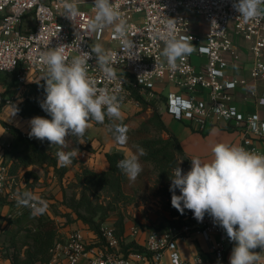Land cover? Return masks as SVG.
<instances>
[{"label":"built area","instance_id":"1","mask_svg":"<svg viewBox=\"0 0 264 264\" xmlns=\"http://www.w3.org/2000/svg\"><path fill=\"white\" fill-rule=\"evenodd\" d=\"M80 2L86 6L78 8L80 14L73 23L65 16V0H0V70L15 73L20 84L31 83L45 75L42 53L67 45L65 56L70 62L81 51L91 52L93 39L107 40L108 52L114 54L110 66L115 78L104 77L95 54L88 61L87 74L98 89L106 88L117 96L119 110L140 103L135 91L159 97L170 85L164 107L174 119L202 132L225 121L239 133V147L264 154L258 144L264 143V15L245 23L233 8L235 0H111L134 42L130 54L116 38L114 26L90 29L94 0ZM189 12L200 17L204 31L194 25ZM169 19L174 20L172 35L194 46L176 61L175 68L162 55ZM249 53L253 60L247 68L249 58L243 54ZM10 104L13 99L0 93V105ZM7 145L0 144V205L12 204L29 191L23 174L15 173L4 156ZM179 167L186 173L191 162L181 161ZM3 216L11 213H0V264H10L1 254L7 222ZM85 228L77 227L57 239L44 264H226L229 238L207 213L202 222L145 230L143 243L139 239L144 230L135 224L122 236L114 225H101L100 235ZM193 233L210 242L211 258L181 256L178 240ZM132 242L136 245L128 246ZM258 255L256 264H264V248H259Z\"/></svg>","mask_w":264,"mask_h":264},{"label":"clouds","instance_id":"2","mask_svg":"<svg viewBox=\"0 0 264 264\" xmlns=\"http://www.w3.org/2000/svg\"><path fill=\"white\" fill-rule=\"evenodd\" d=\"M264 0H235L233 8L239 17L247 23L264 15ZM94 19L91 30H102L114 26L116 38L123 44V50L131 51L135 45L128 38V26L121 14L113 7L111 0H94ZM66 17L73 23L80 14L76 0H65ZM168 35L162 55L171 68L176 61L192 51L193 45L172 35L174 20L167 21ZM67 45H59L41 54L46 66V97L41 108L51 119L36 116L30 121V137L41 141L47 139L52 145L66 146V137L70 134L83 137L89 127V121L103 123L105 117L119 118V102L116 95L106 88L98 89L95 81L87 74L88 61L93 58L100 66L106 79H114L115 72L110 66L114 55L95 44L91 52H80L70 62L65 56ZM126 128L117 127L114 136L117 142H126ZM139 156L146 155L145 150L137 146ZM76 150L57 153L58 163L67 166ZM210 162L199 158L191 159V168L186 173L178 166L170 176L171 205L183 214L185 209L193 212L194 218L202 222L207 213L215 224L222 227L235 246L229 257V264H256L259 255L254 249L264 248V154L251 152L243 147L217 143L212 148ZM130 181H135L142 171L139 157L118 162ZM179 190V195L176 190ZM26 192L18 197V206H30L32 215H43L48 208L47 202L39 200Z\"/></svg>","mask_w":264,"mask_h":264},{"label":"rangeland","instance_id":"3","mask_svg":"<svg viewBox=\"0 0 264 264\" xmlns=\"http://www.w3.org/2000/svg\"><path fill=\"white\" fill-rule=\"evenodd\" d=\"M78 8H83L86 4L76 0ZM192 18L195 17V13L189 12ZM195 21V20H194ZM104 43V44H102ZM100 44L105 51L111 47V44L104 40L102 42L95 39L92 40V46ZM252 60L247 62V68L252 65ZM21 84L16 78V74L8 71L0 70V93L2 97L15 98V93ZM172 87L167 85L162 91L164 95H167ZM147 98L155 97L152 94L146 96ZM160 97V95H159ZM4 106V105H3ZM4 107L0 106V117L9 124H13L25 132L31 131L30 121H25L23 125L13 119V116ZM2 110V111H1ZM142 110L141 103L139 104H127L120 111L119 118H112L107 123L95 124L94 121H89V127L86 130L83 137H77L75 135H68L66 137V146L61 147L58 145H52L47 139L41 141L38 140L44 147L58 152H72L76 150V155L71 157L72 162L66 167V172L62 175L54 170L52 167L44 169L42 167H34V171L40 176L36 187L28 192L32 193L36 201L44 200L47 202L48 208L44 213L55 219L60 229H75L81 226L82 220L78 217L77 211L85 213L90 216L92 211H95V220L100 221L104 219L101 225L108 224L114 225L117 230L121 227L128 228L131 224L139 226L143 230L147 229H161L166 228L167 225L173 223L174 220L179 219L180 216L175 215L176 210L171 205L170 176L173 170L181 164V161H189V158L183 156L182 153L176 151V157L178 159L177 165H161L154 161L145 158L146 155L139 156L137 146L142 147L146 154L147 150L142 146V141L149 138H157L161 133L146 120L149 115L139 114ZM16 114V112H13ZM19 117V120L22 118ZM46 119H51V116L46 113ZM10 119V120H8ZM180 121V120H178ZM182 122V121H181ZM117 127L126 128L127 140L121 144L116 141L114 132ZM193 137V141L190 143L192 149H199L203 146H213L219 143L216 136L218 131H211L208 134L197 132ZM166 136V133L163 134ZM34 138V137H33ZM121 150L124 152L127 158L137 155L139 157V163L142 166V171L135 179L130 181L126 176L123 181V188L125 196L119 197L115 192L111 191L108 187H95L87 185L81 180V167L101 172L107 168V159L104 155L106 151ZM193 155V154H192ZM76 159V162H73ZM212 159V158H211ZM32 180V177H30ZM28 189V188H27ZM176 194L179 195V190H176ZM18 205L12 209L11 205H0V213H15L18 216L24 215L23 211L27 209L17 210ZM17 216V217H18ZM36 216L27 214L21 219V223L26 226H31L35 223ZM20 225L14 224L10 230L2 235V248L4 249L11 243V237H14L17 245L24 250L27 246L26 242L28 238L25 236V230H19ZM64 236V232L61 233ZM24 257V256H22Z\"/></svg>","mask_w":264,"mask_h":264},{"label":"trees","instance_id":"4","mask_svg":"<svg viewBox=\"0 0 264 264\" xmlns=\"http://www.w3.org/2000/svg\"><path fill=\"white\" fill-rule=\"evenodd\" d=\"M45 86L46 81L42 79V77L31 83L21 84L13 100L16 112L24 118L32 119L36 116L45 118L47 116L46 112L40 106L46 97ZM134 94L139 98L142 105V110L139 114L144 115L147 113L149 117L146 121L152 124L157 131L161 133L157 138H146L142 141V146L147 150L145 158L161 165H177L178 159L176 157V151L183 153L180 141L177 136L169 130L162 118V108L165 106L167 97L161 94L160 97L155 95L153 98H147L136 91ZM0 106L3 107V105ZM110 120L111 119L106 116L104 123ZM92 121L98 124L95 120ZM2 123L17 139V143H14L12 146L11 144L5 146L4 156H8L11 168L15 173L23 174L28 190H33L40 178L33 169L35 166L44 169L52 167L60 173V175L66 172V167L61 168V164L58 163L56 151L44 147L38 140L30 137L29 132H25L6 121H2ZM164 133H166V136L163 135ZM104 155L108 161V167L101 172H97L83 166L81 167V180L87 185L108 187L119 197L123 198L125 196L123 181L126 178V174L117 167V164L127 157L121 150L106 151ZM73 162H76V159H73ZM30 177H32V180H30ZM9 205L14 209L17 206V201ZM20 209H27L23 211L24 215L18 216L15 213H11L10 217L3 216L4 219H7L3 234L10 230L14 224H18V226L20 225V227H18L19 230L24 228L23 230L26 232L25 236L28 238L26 242L27 246L22 250L17 245L14 237H11V243L4 249L2 248L1 254L13 264H44L50 258V250L55 241L61 238L59 231L60 227L54 218L46 214L36 216L35 223L31 226L23 225L21 219L27 214H30L32 209L30 206H18L17 210ZM77 214L85 227L93 230L97 235H100V227L104 219L96 221L94 217L95 211H92L90 216L80 211H77ZM174 214L180 217L174 220L172 224L192 221L191 210L185 209L183 214L175 210ZM170 225H167V227ZM124 230V227H121L117 230V234L122 236ZM135 245L136 244L132 242L129 243L128 246ZM140 249H142L141 246Z\"/></svg>","mask_w":264,"mask_h":264},{"label":"crops","instance_id":"5","mask_svg":"<svg viewBox=\"0 0 264 264\" xmlns=\"http://www.w3.org/2000/svg\"><path fill=\"white\" fill-rule=\"evenodd\" d=\"M195 17H196L195 19L193 18V20H195L194 25L204 31L205 30V24L201 21V19L198 15L195 14ZM235 40L238 41L240 44H244V42L241 38L235 37ZM102 44H104V43H102ZM243 56L245 59L249 58V63H250V60H253V56L251 55V53H249V55L243 54ZM3 107H4V109H6L8 112H10L13 115V116H11L10 119L13 118V119L18 120L21 123V125H23L25 121L31 120L30 118H24L20 114H18L14 108V103L10 104V105H4ZM4 109H2V110H4ZM249 109L252 110L253 107L249 106ZM13 112H16V114H18L22 118V120H19V117L16 114H13ZM162 118H163L164 122L166 123L167 127L169 128V130L172 131L177 136V138L179 139L180 145H181V148L183 151L182 154L184 157L189 158L190 162H191L192 158H199L202 162H205V163L211 161V158H213L212 147H210V146L207 147L206 145L205 146L202 145L199 149L194 150V149H192L191 144H190L193 141L194 135L198 134L197 132H202V131H198V130L194 129L193 127H191L190 125H188L187 123H184V122H181V121L174 119L169 113H167V111L165 110V107L162 108ZM10 119H8V120H10ZM13 119L10 121L13 122ZM2 121H5V120H3L0 117V144L8 143L9 145L11 144V146H12L14 143H17V139L3 125ZM211 131L220 132L216 135V136H218L216 140H218L219 143H224V144H228V145H232V146H239L241 143L239 133L237 131H235L234 129H232L231 126L228 123H226L225 121L216 122L207 131H204L202 133L208 134ZM258 144L260 147H264L263 142H258ZM5 156L8 158L7 155H5ZM106 163L108 164V161H106ZM35 167H39V166H35ZM107 167H108V165H107ZM33 169H34V167H33ZM192 221H196V219L194 218L193 212H192ZM79 227L85 228V226L83 224ZM70 230H72V229H64V230L59 229L60 234L62 232H64V235ZM84 230L87 232V234H89V235L91 234V232L86 230V228ZM146 235H147V231L144 230L143 233L140 235L139 243L144 242ZM177 244H178V249L180 251L181 256L185 259L192 258L195 255H201L205 258H211L212 257V251L210 249V242L197 233H193L184 239L178 240ZM234 246H235V242H232L229 240L228 249H227V253H226V264H229V257L231 255V251H232ZM259 248L260 247H257L256 249H254L252 251H254L255 253L258 254ZM10 264H13V263L10 261Z\"/></svg>","mask_w":264,"mask_h":264}]
</instances>
